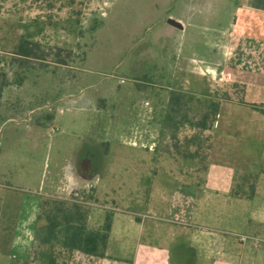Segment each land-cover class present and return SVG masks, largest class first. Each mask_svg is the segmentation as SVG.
I'll list each match as a JSON object with an SVG mask.
<instances>
[{
    "label": "crops",
    "instance_id": "crops-1",
    "mask_svg": "<svg viewBox=\"0 0 264 264\" xmlns=\"http://www.w3.org/2000/svg\"><path fill=\"white\" fill-rule=\"evenodd\" d=\"M89 4L96 23L83 60L98 66L100 75L111 78L128 70L131 79H138L149 71L169 85L165 90L176 92L166 100L170 109L171 98L187 93L217 101L219 115L232 109L233 120L223 119L225 115L209 123L208 146L195 151L186 144L184 154L175 152L168 166L162 165L160 153L166 140L151 133L161 132V123L131 126L129 139L143 150L142 156L100 152L93 159L91 150L75 156L66 178L79 179L80 186L70 188L68 183L66 189L42 197L72 194L82 200L90 193L85 203H90L91 194L103 200L104 205L89 207L87 228H101L109 216L105 255L88 256L42 242L35 237L32 220H15L12 225L23 223L25 228L0 229V242H5L0 264H264V214H248L253 200L264 194L258 184L264 167L256 169L250 163L258 146L264 147V124L236 115L264 110V0H89ZM1 11L0 45L8 49L0 47V54L12 55L21 37L18 20L12 11L10 17ZM34 30L27 24L20 33L33 38ZM32 43L11 56L10 68L0 70V140L22 145L24 165L13 177L20 184L28 182L31 173L28 156L32 162L34 124L27 118L34 112V94H28L27 68L18 59L30 58ZM3 60L0 56V66ZM97 143L96 138L93 144ZM3 154L0 148V178L11 180ZM152 159L159 162L149 167ZM242 175L254 181L244 184ZM165 177L169 182L160 180ZM23 188L2 183L0 198L18 199ZM134 191L136 203L112 202L121 198L119 194L131 197ZM241 235L256 236L258 241H242Z\"/></svg>",
    "mask_w": 264,
    "mask_h": 264
},
{
    "label": "rangeland",
    "instance_id": "rangeland-1",
    "mask_svg": "<svg viewBox=\"0 0 264 264\" xmlns=\"http://www.w3.org/2000/svg\"><path fill=\"white\" fill-rule=\"evenodd\" d=\"M89 7V0H0V13L3 10V15L10 17L9 12L12 11V15H16L18 34L21 36L19 44L13 47L12 55L0 54L4 58L0 70L3 72L10 68L11 56L17 55L22 48L25 49L29 41L33 42L30 52L28 51L31 53L29 56L35 59L33 62L29 61L30 58L18 59L22 62L20 64L27 68L28 94L30 92L34 94L32 101L34 112L27 118L28 124H34L32 162L28 156V174L29 171L31 173L28 175V182L24 184L16 182L13 177L21 172L24 165L20 155L22 145L20 143L15 145V141L8 138L0 140V148L4 150L3 155L6 157L4 162L9 164L7 166L12 177L11 180L0 178V184L24 187L23 192L18 193L21 199L0 198V229L12 228L21 232L25 224L12 225L15 220L18 222L32 220L34 233L38 226L44 225V222L37 218L38 199L45 192L67 188L69 181L66 175L71 172L73 158L77 155L80 157L82 152L91 150L93 159L99 158L100 152L132 156L145 154L129 139L132 131L130 128L133 125L142 122L150 125L161 123L163 127L161 132L152 130L151 133L152 136L155 133V136L161 135L166 140L160 148V153L164 159L162 165L168 166V160L175 157V152L178 155L184 154L186 144L188 147L193 146L195 151L208 146L211 135L205 129L209 123H214L225 115L227 117L223 119L233 120L232 109L231 113L220 115L217 111L213 118V114L210 113L213 99L188 97L187 93L171 98L173 106L170 109L169 103L166 106V100L176 92L170 93L165 90L169 85L165 81L157 80L149 71L141 72L143 75H138V79H131L128 70H119L115 76H110L111 78L100 75L98 66L83 60L85 46L96 23L91 17ZM27 24H33L35 28L34 33H30L33 38L26 36L25 31L20 33L27 28ZM0 47L8 49L5 46ZM36 59L45 60V63ZM151 63L152 61L149 65H152ZM43 65L45 67H41ZM188 77L191 80L195 78L191 74ZM257 110L258 114L245 111L236 115L246 120L252 118L262 125L264 113ZM39 122L43 124L41 126L36 124ZM95 137L97 146L93 144ZM255 153V159L250 163L256 169L264 167V147L258 146ZM151 154H154V151H151ZM153 161L155 160L147 162L149 167L159 162ZM30 163L32 169L29 168ZM179 165L185 167L184 163L179 162ZM240 178V182L244 184L254 181L250 176L242 175ZM160 180L169 182L170 178ZM134 182L132 186H136V178ZM258 184L261 185L260 189H264V179H260ZM89 194L84 197H89ZM119 195L121 198L116 197L112 202H137L136 191L131 197H127V194ZM258 196L248 211L250 216L254 214L255 217H260L264 214V194ZM53 197L64 198L58 195ZM90 198L89 207L95 203L105 204L103 200L94 198L93 194ZM100 198L103 199L102 196ZM241 210L237 209L239 212H242ZM0 243V247H5V242Z\"/></svg>",
    "mask_w": 264,
    "mask_h": 264
},
{
    "label": "trees",
    "instance_id": "trees-1",
    "mask_svg": "<svg viewBox=\"0 0 264 264\" xmlns=\"http://www.w3.org/2000/svg\"><path fill=\"white\" fill-rule=\"evenodd\" d=\"M210 113L213 118L217 112V101H211ZM264 113V110H262ZM188 141V140H186ZM77 200L72 194L69 198L43 196L39 206L38 220H42L46 228H37L35 237L47 243H59L69 251L77 250L85 255L103 257L110 227L109 216L101 228L88 229L87 218L89 206Z\"/></svg>",
    "mask_w": 264,
    "mask_h": 264
},
{
    "label": "clouds",
    "instance_id": "clouds-1",
    "mask_svg": "<svg viewBox=\"0 0 264 264\" xmlns=\"http://www.w3.org/2000/svg\"><path fill=\"white\" fill-rule=\"evenodd\" d=\"M70 188H76L80 186V180L73 177H68Z\"/></svg>",
    "mask_w": 264,
    "mask_h": 264
},
{
    "label": "built area",
    "instance_id": "built-area-1",
    "mask_svg": "<svg viewBox=\"0 0 264 264\" xmlns=\"http://www.w3.org/2000/svg\"><path fill=\"white\" fill-rule=\"evenodd\" d=\"M248 238L254 240L255 242L258 241V239L256 238V236H249V235H241V236H240V240H242V241H243V240H246V239H248Z\"/></svg>",
    "mask_w": 264,
    "mask_h": 264
},
{
    "label": "water",
    "instance_id": "water-1",
    "mask_svg": "<svg viewBox=\"0 0 264 264\" xmlns=\"http://www.w3.org/2000/svg\"><path fill=\"white\" fill-rule=\"evenodd\" d=\"M169 23L173 24V25H176V23L172 20H168Z\"/></svg>",
    "mask_w": 264,
    "mask_h": 264
}]
</instances>
